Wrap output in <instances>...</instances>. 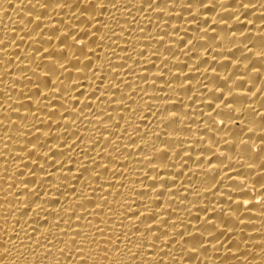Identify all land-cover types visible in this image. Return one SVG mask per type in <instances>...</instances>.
<instances>
[{"label":"bare ground","instance_id":"bare-ground-1","mask_svg":"<svg viewBox=\"0 0 264 264\" xmlns=\"http://www.w3.org/2000/svg\"><path fill=\"white\" fill-rule=\"evenodd\" d=\"M0 264H264V0H0Z\"/></svg>","mask_w":264,"mask_h":264}]
</instances>
